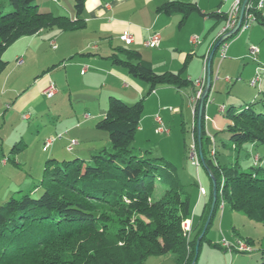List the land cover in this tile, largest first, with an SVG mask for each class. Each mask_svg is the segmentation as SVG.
<instances>
[{"label": "trees", "instance_id": "1", "mask_svg": "<svg viewBox=\"0 0 264 264\" xmlns=\"http://www.w3.org/2000/svg\"><path fill=\"white\" fill-rule=\"evenodd\" d=\"M37 1L0 0V78L9 64L4 60L5 52L20 39L52 29L69 32L86 26L87 0L75 1V19L45 11ZM256 4L257 0H251L243 23L252 14L255 23L264 26V14ZM158 12L180 13L182 24L191 14H202L196 4L179 1L163 4ZM208 16L227 20L226 15ZM119 53L122 57L117 53L110 57L113 63L148 83L150 93L159 86L182 89L194 83L184 77L186 66L176 74H158L138 51L120 48ZM197 104L194 136L199 151ZM244 105L239 112L234 107L227 110L226 117L232 124L216 132L213 139L203 117L200 161L210 181L199 224L192 225V237L188 238L183 227L193 218L192 195L176 165L150 151L135 153L132 148L144 114V100L130 105L110 97L106 114L96 128L108 133L112 151L102 150L88 162L77 157L54 165L49 159L39 185L16 192L0 205V264H143L151 257L169 254L177 256L176 264H192L197 254L199 259L215 217L225 206L264 224V160L257 155L255 166L243 171L238 161L222 164L215 146L223 134L229 136L227 144L237 153L247 144L264 145V92L257 102ZM59 135L65 138L63 133L52 137ZM213 146L216 152L211 156ZM212 178L217 183V203L197 250L213 201ZM40 190L41 195L35 196ZM244 242L252 246L250 238ZM214 246L226 249L221 244ZM261 259L258 264H264V249Z\"/></svg>", "mask_w": 264, "mask_h": 264}, {"label": "rangeland", "instance_id": "2", "mask_svg": "<svg viewBox=\"0 0 264 264\" xmlns=\"http://www.w3.org/2000/svg\"><path fill=\"white\" fill-rule=\"evenodd\" d=\"M75 1L59 0V4L52 0H38L37 2L45 11L50 10L56 16H66L68 11H74ZM76 33L77 35H74L72 38L75 46L85 47L87 41H91L89 48L92 45H100L101 47L99 52L93 50L85 51L84 54L86 57H83L84 60H89L90 57L88 54H92L93 58L96 53L100 54L103 51L110 53L107 51L109 49H107L106 40L102 39L107 35L103 36L99 32L90 30ZM237 41H244L247 45L248 57L250 58L246 61L249 63L248 65L257 67L264 66V26L259 23H252L250 28L239 32L233 39L228 40V44ZM27 47L28 41L19 40L11 45L4 54V60L9 64L4 75L0 78V137H3V151L7 157L3 160H7L8 156L13 155L19 161L20 167H14L11 161L8 168L14 171L9 172L5 171V167L1 166L0 162V205L9 200L13 195L9 194L6 196L7 187H9L11 180L15 182L24 181L28 176L39 173L40 177L35 182L33 188L35 185H39L43 178L44 167L49 159L54 160V165H59L65 160H73L77 157L88 162L94 154L102 150L112 151L108 133L96 128L97 121L102 117L92 116L97 115L99 109L102 108L96 98L103 94L102 102L104 96L108 95L107 90H109V87L104 88L103 86L105 74L92 70L89 74L83 76L74 67H70L68 70L63 67L49 69V67H52V60L57 55L53 47L56 48L57 46L51 47L47 44V47H42L38 53L30 51L28 56L26 54L22 55ZM252 47L259 49L256 60L250 57ZM139 48L141 50L144 49L143 47ZM20 56H25L23 58L25 59V63L23 64V60L22 65L18 63ZM214 60V82H221L218 88H216V91H213L209 106L212 105L211 110H214L213 115L216 117L215 115H218V107L227 99L228 86L223 84L225 78L222 77H225V75H221L219 77L220 79L218 81L216 80V74L221 67L222 61L220 53L216 54ZM44 71H49L46 74L47 76L52 75L50 85L56 88V93L59 92V95L52 98L54 95L47 97L41 93L37 94L27 104V106L30 105L31 107L29 110L19 111L13 107L11 103L13 104L15 98L22 96L19 98L21 100L23 97H31L35 94L34 92L38 86V81L45 77L44 73L46 72ZM255 76L256 73L250 81ZM262 76L264 79V72ZM6 78L9 80L8 88L16 86L17 93L9 92L5 88ZM242 78L244 79L245 77ZM243 85L245 87L242 89L245 90L246 94H252L256 91L257 98L253 102H257L262 98V94L259 92V86L257 88H251L249 87V82H243ZM238 88L240 87H237L236 91L239 90ZM187 92H189V89L184 90V93ZM184 93L183 95H178L174 102H169L170 104L167 102L161 104L159 101L146 102L152 96H148L147 93L144 94L146 98L144 101V109L146 111L144 110L143 115L147 113L152 118V116H159L157 113L164 109V107L174 109L173 115H170L171 113L168 112H161L160 114L165 119L168 116V119H164L165 122L164 120L163 122L164 124L168 122L167 125H170L173 132L170 136H166L168 134L156 133L157 126L153 124L152 119L148 118L150 128L145 133H137L132 148L135 153L150 151L153 156L164 157L176 165L183 185L192 195V203L194 205L192 225L195 224L197 226L205 204L203 199L199 200V186L201 184L208 191L210 178L202 167L197 170L189 159L188 149L193 143V116L192 112L188 109L189 98ZM107 101L108 98H105V105L108 108L109 101ZM229 101H231V98H229ZM249 101H246V103H251ZM9 104L11 106L8 108ZM230 107H234V110L239 112L245 105L236 102L235 106L229 105L228 109ZM180 110L183 113L182 117L180 116ZM87 111L90 113L89 117L86 116ZM26 115L30 119H25L24 117ZM182 122L184 123V128L182 127ZM78 123H80L79 126L73 127L70 131L68 130L69 127ZM66 131H68V134ZM57 133L66 134L65 138L58 140L54 144V147L48 152H44L42 149L45 139L52 134L56 136ZM207 133L213 139L216 131L212 130L208 132L207 130ZM67 140H75L78 142L72 152L66 149L68 144ZM223 142L227 143V138L221 139L218 137L215 144L219 152L218 159L222 164L238 161L241 165V170L245 171L249 167L255 166V158L257 155H260L262 160H264V145L255 147L247 144L237 153L234 149H226ZM185 143L188 147L187 150L185 149ZM14 146H17L18 149L12 154ZM53 148L56 150L54 154H52ZM237 156L239 157L237 158ZM2 157L3 155L0 150V161ZM41 193L42 191L40 190L34 194L39 197ZM192 234L193 228L191 232L187 231L188 238L192 237ZM248 238L252 240L251 248L253 251L247 254L240 253L237 249L231 251L223 248L219 249L214 246L216 243L220 245L223 240H227L230 244L236 246L239 241L245 243L244 240ZM263 249L264 224L249 220L244 215L232 211L229 206H225L224 210L220 209L215 217L213 226L207 234V241H204L202 244V250L197 264H258L262 261L261 254ZM176 259L177 256L175 254L154 256L143 264H176Z\"/></svg>", "mask_w": 264, "mask_h": 264}, {"label": "crops", "instance_id": "3", "mask_svg": "<svg viewBox=\"0 0 264 264\" xmlns=\"http://www.w3.org/2000/svg\"><path fill=\"white\" fill-rule=\"evenodd\" d=\"M171 1L196 4L201 10L202 14L193 13L182 24L181 22L183 19L180 13L167 15L158 12L159 7ZM236 1L237 0H87L85 11L86 26L83 29L69 32L52 29L42 31L32 37L20 39V41H28V47L25 51H23L22 55L26 54V56H28L30 51L38 53L42 47H47V44L51 47L56 45L57 47L53 48L56 50L57 55L56 58L52 60V67H49V69L60 64L59 68L63 67L68 70L70 67H74L77 69V71H80V75L83 76H86L92 70L104 73L105 77L103 86L104 88L109 87V90H107L108 95L104 96V100H102V102L101 99L103 98V94L96 98L102 108L99 109L97 115H92L93 117L103 118L105 116L108 109L106 107L107 105H105V98H108L109 101L110 97H117L122 101L125 100L127 104L132 105L143 98L145 101L146 98L144 97V94L147 93L148 96L152 97L146 100V102L159 101L162 104L164 102H174L178 95H183L184 90L189 89V92L184 94L187 96V98H189L188 109L192 112L193 116L192 130L194 135L195 106L197 104V101L195 100L197 88L195 87L194 83L189 87L182 89H178L176 86L172 85L159 86L155 89V91L150 93V85L148 83L130 75L126 68L113 63L110 57L115 53L122 57V55L119 53L120 48L133 49L138 51L141 54L142 59L149 63L152 69L158 74H176L186 66L184 73V77L186 79L194 82L195 80L204 78L206 76L207 84L208 66L206 71H204L206 67L205 59L207 56L209 59V56L212 52L211 49L213 43L214 41L218 40L222 29L226 24V20H219L215 16L211 17L208 15L217 14L227 16ZM241 1L243 2V0ZM55 3L59 4V0ZM66 16H68L70 19H75V11H68ZM87 30L99 32L103 36L107 35L102 39L106 40L108 46L107 49H109L107 51L110 53H106L105 51L100 54L96 53L94 54L95 56H93V58L92 54H88L90 57L89 60H84L83 57H86L84 54L85 51L93 50L95 52H99L101 50L100 45H92L91 48H89L91 41H87L88 45L86 43L85 47H78L74 45L72 38L74 35H77L76 32ZM124 32L130 33L134 38V41L131 45L126 46L125 43L120 40L119 37ZM153 33H159L161 35V41L157 48H149L144 44V42ZM196 37L200 40V43L198 44L193 42V39ZM139 47H143L144 49L141 50ZM217 53H220V47L213 57L210 69L211 89L205 107V126L208 132H211L212 130L216 132L222 131L226 129L227 126L232 124V122L226 117V112L229 105L235 106L236 102L245 104L246 101L250 100L249 102H253L257 98L256 91L252 94H246L245 90L242 89L245 87L243 82H249V87L251 88H257L259 86V92L261 94L264 92V79L262 76L264 70L261 71V80L258 85L252 86L250 80L255 75L258 67L254 65H248L249 63L246 62L250 58L248 57L247 45L245 42H233L229 44L226 57H221L222 61L221 67L219 69L220 71L218 70L216 74L217 81L220 79L219 77L221 75H225V77L222 78H225L223 80V84L228 86V94L226 99L227 102L225 101L221 106L218 107V115H215L216 117H214V110H211L212 105L209 106V104L213 91H216V88H218V85L221 82H214V59ZM59 55L60 57H58ZM23 58H25V56H20L18 59L24 60V64L25 59ZM262 67L264 68V66ZM48 73H44L45 77L38 81V86L35 88V94H33V96L25 98L23 97L24 100H22L23 98L19 100V98L22 96L15 98L13 101L14 105L12 103L11 105L19 111L29 110L31 107L30 105L27 106V104L33 100L35 95L40 93L45 95L44 91L51 84L50 79L52 75L47 76L46 74ZM242 77L245 78L243 79ZM6 81L5 88H7L9 92L12 91L17 93V89H15L16 86L8 88L9 80L6 78ZM237 87L240 88H238L239 90L236 91ZM18 93L20 92L18 91ZM58 95L59 92L56 93L52 98H55ZM229 98H231V101H229ZM20 101H22L21 104ZM11 105L9 104L8 108ZM161 112H168L171 113L170 115H173L174 109L164 107V109L157 113L162 118L160 115ZM86 113V116L89 117L90 113L88 111ZM182 115V110H180V116L182 117ZM24 118L30 119L28 115H26ZM148 118L152 119L153 124L157 126L155 117L152 116L151 118V115H147L146 113V115H143L139 124L138 132L145 133V131L150 128ZM164 119L165 118H162V120ZM167 119L168 116L165 120ZM167 123H165V125L169 129V134L166 136H170L173 131L170 128V125L168 126ZM79 124L80 123L69 127L68 130L70 131V129L79 126ZM182 124V127L184 128V123L182 122ZM66 133L68 134V131H66ZM50 136L55 135L52 134ZM50 136L47 137L45 141L50 138ZM220 138H227V140H229V136L225 134L220 136ZM0 140V150L1 154L3 155L0 161L1 166L5 167V171H14L13 169L8 168L9 163L12 161L14 167H20V163L13 155L8 156L10 160L7 159L5 164L2 163L3 159L7 157L3 151V137H0ZM67 143L69 144L68 140ZM223 144L226 149H233L230 148L227 143L223 142ZM54 146L55 145L52 147ZM54 153H56V150L53 148L52 154ZM12 154H14V151ZM39 177L40 174L38 173L28 176V178L24 181L22 180L15 182L14 180H11L9 187H7L6 196L9 194H15L21 190L25 192L31 190ZM200 199H203L205 202L206 196H201L199 192V200ZM224 208L222 210H224Z\"/></svg>", "mask_w": 264, "mask_h": 264}, {"label": "built area", "instance_id": "4", "mask_svg": "<svg viewBox=\"0 0 264 264\" xmlns=\"http://www.w3.org/2000/svg\"><path fill=\"white\" fill-rule=\"evenodd\" d=\"M53 2H57L58 0H52ZM241 5H242V1L241 0H237L231 10L229 11L228 15H227V20H226V24L222 29V32L220 34V37L226 33H228L229 31H231L237 24L238 22V18H239V13H240V9H241ZM257 9L262 11L264 14V0H257ZM252 23H255V18L254 16L251 14L248 16L247 20L245 23L242 24L241 26V31H244L248 28L251 27ZM120 40L122 42H124L127 45H131L134 41V38L132 37V35L128 32H124L123 34L120 35ZM161 41V35L159 33H153L149 36V38L144 42L145 46L149 47V48H157L160 44ZM194 43H200L199 38H194L193 39ZM229 44L228 41H225L221 44L220 46V55L222 58L226 57L227 54V50H228ZM259 53V49L256 47H252L251 49V53H250V57L253 58L254 60H256L257 56ZM22 59H18V63L22 64ZM207 64H208V56L205 59V71L207 69ZM264 70L263 67H258L257 71H256V76L255 78L252 79L251 81V85L252 86H256L258 85V83L261 80V71ZM194 85L197 88L196 94H195V100L198 102L199 99L201 98L205 87H206V76L204 78H200L194 81ZM56 93V88L53 85H49L46 90L44 91V94L47 97H52L53 95H55ZM156 123H157V127H156V133L158 134H169V129L166 128V125L164 124L162 118L160 116H156L155 117ZM62 135H59L57 137H52L49 138L45 145L43 150L47 151L50 147L53 146V144L58 140L61 139ZM78 144L77 141L75 140H71L69 142V145L67 147L68 151H73L74 147ZM215 146L213 147L212 151H211V156L215 155ZM188 154H189V159L192 162V165L194 167L197 168V170L200 169L201 167V161H200V157H199V151L197 148V143L195 140V136L193 135V143L191 144V146L188 149ZM7 162V160H3L2 163L5 164ZM200 188V195L201 196H206L207 191L206 189L200 184L199 186ZM223 207V206H222ZM183 227L184 230L187 232H191L192 230V219H188L183 223ZM221 245L226 248L227 250H235L237 249L238 251L241 252H246V253H251L253 251V249L251 248V246L247 245L246 243H243L241 241L238 242V245L234 246L232 244H230L227 240H223L221 242Z\"/></svg>", "mask_w": 264, "mask_h": 264}, {"label": "water", "instance_id": "5", "mask_svg": "<svg viewBox=\"0 0 264 264\" xmlns=\"http://www.w3.org/2000/svg\"><path fill=\"white\" fill-rule=\"evenodd\" d=\"M250 2H251V0H243L242 5H241V9H240V13H239L238 22H237L236 26L231 31H229L228 33L222 35L217 40V42L215 43L213 50L209 56V59H208V65H207L208 66V81H207L205 90H204L201 98L198 101L197 113H196L198 142H199V155H200V158L202 159V161H203V153H202V144H201V130H202L203 117L205 115L206 100L209 97V92L211 89V74H210L211 63H212V60H213L215 53L217 52V50L219 49L221 44L225 41L230 40L231 38H233L235 35H237L239 33L241 26L243 24V21H244V17L247 13L248 6H249ZM212 183H213V201H212L210 213H209L207 221L205 223L203 232L197 240V250H198L199 245L201 243V240H202L204 234L206 233V230H207V228L211 222V219H212L214 211H215L216 203H217V183H216L214 178H212ZM197 259H198V254H197V256H196V258L192 264H196Z\"/></svg>", "mask_w": 264, "mask_h": 264}]
</instances>
